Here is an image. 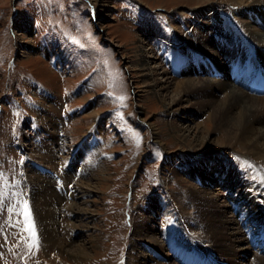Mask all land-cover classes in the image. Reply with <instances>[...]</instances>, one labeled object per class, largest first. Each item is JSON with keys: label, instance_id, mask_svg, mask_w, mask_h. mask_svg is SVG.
Instances as JSON below:
<instances>
[{"label": "rangeland", "instance_id": "374dc122", "mask_svg": "<svg viewBox=\"0 0 264 264\" xmlns=\"http://www.w3.org/2000/svg\"><path fill=\"white\" fill-rule=\"evenodd\" d=\"M212 1L200 9L207 10L209 15L222 22L233 20L235 10H242L244 6L224 0ZM103 4L108 5L111 16L96 19V8ZM199 4L196 0H0V230L13 244L11 254L6 255L0 250L1 263L40 264V251L42 248L46 251V248L38 239L30 185L25 177L38 173L59 198H64L71 192V183L82 184L84 172L79 175V171L83 170L85 149L82 145L86 141L97 145L85 165L90 175L95 173L90 180L93 187L91 201L84 204L91 223L70 238L67 231L62 232L63 237L66 236L65 243L73 248L89 247L90 256L85 257L86 262L81 257L65 255V264L123 263L135 209L155 197L170 201V197L179 191L188 194V183L200 188L219 186L225 197L233 198V191H229L231 180L229 175L222 174V165L248 172V166L229 161H241L239 156L242 155L236 152L239 148L218 149L221 132L207 121L205 114H194V118L187 119L180 111L172 123L165 114L160 97L149 91L137 64L139 38H144L139 30L143 25L156 24L166 37L172 35L176 38L174 19L167 12L189 8L188 13L175 16L187 24L189 17L194 18ZM255 5L259 4L250 5L248 9L255 11L247 16L253 23L264 18V8ZM241 25L239 21L237 28ZM216 32L212 42L218 43L222 49L227 44L233 47L234 42L225 37L228 35L226 30ZM242 37L235 40V45L239 50L243 47L244 51L254 52L257 58L256 51L260 52L264 46H257ZM175 42L178 44L181 40ZM161 44L157 39L149 43L157 61L172 77H185L174 69L176 61H167L163 56ZM200 55L213 68L212 59L209 60L206 54ZM255 61L257 63V59ZM216 93L220 96V92ZM46 102L53 108L46 106ZM91 104L98 106L101 119L107 122L104 138L94 131L96 119L80 120L88 113L84 110ZM41 107L50 110L42 112ZM41 114L49 118L56 115L61 126L57 127L55 120L43 119L35 127L34 135V117L35 120L41 119ZM202 121L204 126L197 127L196 124ZM152 122L161 131L160 143L152 136ZM188 124L192 129L189 140L205 141L203 144L197 142L198 154L193 157L183 155L182 146L170 135L173 126L177 131ZM27 133L31 139L27 138ZM55 141L63 147L58 156L68 158L65 163L53 167L40 157L39 150L47 149ZM221 153L225 156L219 155ZM198 162H204L203 171L213 182L206 179L203 184L204 180L200 181L199 174L192 169ZM164 177L169 180L168 186ZM233 177L238 194L240 175ZM87 179H84L83 186ZM251 180L261 183L264 190V179L259 174L253 172ZM23 184L25 192L20 191ZM254 196H258L264 208L263 194L255 190ZM185 201L190 204L189 200ZM190 206L185 211L186 220L182 218L185 223L188 213L197 211L192 203ZM242 207L248 208V205L244 203ZM67 213L63 211L60 220L74 223L77 218H66ZM226 214L236 217L231 207ZM13 226L23 232L15 234ZM85 228L87 231H83ZM180 231L188 233L185 225ZM204 242L203 248L209 245L205 238ZM58 252L60 254L58 248L48 246L44 259Z\"/></svg>", "mask_w": 264, "mask_h": 264}, {"label": "bare ground", "instance_id": "6f19581e", "mask_svg": "<svg viewBox=\"0 0 264 264\" xmlns=\"http://www.w3.org/2000/svg\"><path fill=\"white\" fill-rule=\"evenodd\" d=\"M196 1L200 4L194 11V18L189 17L188 25L186 21L175 16L184 15L189 8L179 9L180 12L174 13L167 10V13H171V18L174 19L176 38L171 37L172 35L166 37L156 24L141 27L139 31L144 35V38H139L141 39L138 49L140 54L137 64L142 71L146 85L150 87L149 91L160 97L165 106V114L170 117L172 123L176 121L180 111L184 114L183 118L187 119H192L199 114L207 115V121L221 132L217 148L238 147L236 152L242 155L239 156L241 161H229L241 163L239 166H248L249 169L246 172L240 169L236 170L235 166L222 165V174L230 177L229 191H233V198L225 197L219 186L214 189L209 186L200 188L188 183V194L179 191L178 194L170 197V201L162 199V197H155L149 202H143L140 207L135 209L136 211L134 210L131 217V233L127 240L128 252L126 258L124 257V262L120 264H219L218 260L222 264H264V208L260 205L258 196L256 198L254 196L255 190L260 191L264 196V190H262L261 183L251 180L253 172L264 179V48L260 52L256 51V58L254 52L244 51L243 47L239 50L235 45V40L245 36L251 43L264 46V18L253 23L247 17L254 10L248 9L250 5L257 3L259 5L255 6L264 8V0H224L240 6L244 5L242 10L239 8L235 10L233 20L225 22L212 17L207 10L201 11L202 5L204 6L206 3L209 5L213 2L212 0ZM108 9L107 4L101 5L100 8H96L94 17L96 19L109 18L111 14ZM239 21L242 25L237 28ZM217 30H226L228 35L225 37H230L228 41L234 42L233 47L227 44L226 48L222 49L218 43L212 42L216 37ZM153 39L162 43L163 56L167 58V61H176L174 69L179 74L186 75L185 77H180L181 79L172 77L170 72L157 61L158 57L153 55L154 52L150 51L149 46ZM179 40L181 42L176 44L175 41L179 42ZM247 47L251 49L249 45ZM30 49L31 47H28V50ZM25 52L27 53V51ZM200 54H206L209 60L212 59L213 68L205 63V59H201L203 55ZM215 59H217L216 62H214ZM255 59L261 64L260 66ZM261 91H263V96L260 94ZM216 92H220V96ZM46 103L50 109L53 108V106H49L48 102ZM97 108L96 104L88 106L84 110V113L86 111L88 113L80 120L92 117L94 120L96 119V124H93V128L96 126L94 131L97 136L104 138L107 122L101 119V112ZM40 109L42 112L50 110H43L42 107ZM35 117L34 135L35 127L43 119L55 120L56 126H61L56 115L49 118L47 115L41 114V119L38 120H35ZM204 123L203 121L198 122L196 126L201 127ZM150 126L152 127V136L156 142L160 143L162 136L157 124L152 122ZM173 127L175 128V126ZM174 128L170 135L176 138L182 146V154L186 157L198 154L197 142L203 144L205 141L192 142L189 140L191 125L188 124L177 131ZM26 136L28 139L32 138L30 133H27ZM27 145L29 147L30 144ZM96 146L89 144L88 141L82 145L85 149L83 170L79 171V175L84 172L82 184L71 183L70 194L69 192L66 194L63 189V194H66L64 198H59V195L47 186L46 179L38 173L33 172L25 177L30 185L32 215L36 222L38 239L43 243L46 251L48 246L58 248L60 251V254L59 252L51 254V257L47 255L50 258L44 259L46 251L42 248L39 254V258L42 260L40 264H65V255L81 257L83 261L87 260L85 257L90 256L89 247L73 248L72 245L65 243L66 236L63 237L62 231H67L70 238L74 233L82 230V227L91 223L90 216L86 215L84 204L87 205L91 201L89 197H91L90 191L93 187L90 180L95 173L91 172L90 175L89 169L85 168V165L92 151L97 148ZM62 150L63 147L55 141L47 149H40L39 152L44 161L55 167L60 163H65L68 158L58 156ZM219 155L225 156L224 153ZM61 158L62 160H60ZM203 163L194 164L192 169H195L197 175L199 174L200 181L204 180L203 184H206L205 181L209 175L203 171L205 170ZM104 164L102 163V165ZM235 174L240 175V182L237 185L241 190L238 194H236V187L234 188L236 183L233 175ZM88 175L91 177L90 179L86 178ZM21 179L23 181V178ZM84 179L88 181L83 186ZM208 180L213 182L210 177ZM164 182H166V186L169 185L168 178L164 177ZM20 191L25 192L24 184ZM70 196L71 201L69 200ZM20 197L22 198V195ZM262 198L264 199V197ZM185 200H189L187 202L190 204H185ZM71 202L73 204H70ZM191 203L197 211L195 213L187 212L185 223V211L191 207ZM244 203L248 205V208L242 207ZM229 206L236 212L237 218L234 215L226 214L227 210H230ZM63 211L68 212L66 218H77V220L74 223L71 221L66 223L67 219L60 220ZM183 225L188 232L186 234L179 232ZM13 229L15 234L23 232L14 226ZM83 231H87L86 228ZM1 232L0 230L2 236L0 250L6 255L11 254L13 244L10 243L9 237ZM204 238L209 242L205 248H203ZM183 244L189 247H185ZM141 246L143 247L142 251L140 250ZM214 257L218 260L216 261ZM0 264L3 263L0 262Z\"/></svg>", "mask_w": 264, "mask_h": 264}]
</instances>
